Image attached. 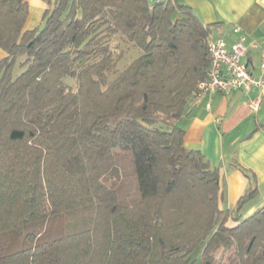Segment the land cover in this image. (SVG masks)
Masks as SVG:
<instances>
[{"label":"trees","instance_id":"trees-1","mask_svg":"<svg viewBox=\"0 0 264 264\" xmlns=\"http://www.w3.org/2000/svg\"><path fill=\"white\" fill-rule=\"evenodd\" d=\"M43 1L26 28L28 0H0V264H264V204L238 216L254 177L221 209L219 170L178 123L210 26L182 0ZM113 39L140 49L119 71ZM115 148L135 201L102 181Z\"/></svg>","mask_w":264,"mask_h":264},{"label":"crops","instance_id":"crops-1","mask_svg":"<svg viewBox=\"0 0 264 264\" xmlns=\"http://www.w3.org/2000/svg\"><path fill=\"white\" fill-rule=\"evenodd\" d=\"M182 2L191 7L203 24L210 26L209 34L224 40L227 48L238 42L243 34L247 45L243 59L254 74L259 73L260 55L264 52V0ZM28 4L25 27L32 28L40 23L46 3L28 0ZM3 53L0 49V57ZM178 123L185 132L184 145L199 150L208 164L219 170L221 209H233L236 200L250 185L251 179L241 168L254 177L256 195L239 210L240 220L263 206L264 92L252 88L195 97ZM227 224L234 222L229 219Z\"/></svg>","mask_w":264,"mask_h":264},{"label":"built area","instance_id":"built-area-1","mask_svg":"<svg viewBox=\"0 0 264 264\" xmlns=\"http://www.w3.org/2000/svg\"><path fill=\"white\" fill-rule=\"evenodd\" d=\"M245 41L246 37L242 34L238 42L227 48L221 37L208 35L206 45L210 60L207 78L196 84V97L227 94L235 90L248 91L252 88L264 92V52L260 55V70L256 75L243 59L247 53ZM252 105L255 107L256 102Z\"/></svg>","mask_w":264,"mask_h":264},{"label":"rangeland","instance_id":"rangeland-1","mask_svg":"<svg viewBox=\"0 0 264 264\" xmlns=\"http://www.w3.org/2000/svg\"><path fill=\"white\" fill-rule=\"evenodd\" d=\"M111 45L115 47V53H121L120 60L116 63L115 71H119L124 68L140 54V49L130 44H124L117 39H113L111 41ZM15 71L18 73L20 70L16 68ZM67 81L71 83L73 82L72 79H67ZM113 153L115 156L118 174L116 176L106 175L102 181L116 191L120 201H135L140 197V192L138 191L139 187L136 178L133 154L128 148H115ZM201 248L202 246L198 247L194 251L193 255L195 257L199 256Z\"/></svg>","mask_w":264,"mask_h":264}]
</instances>
